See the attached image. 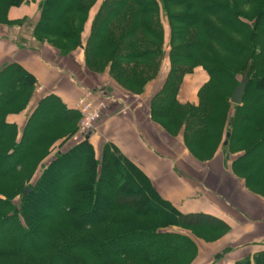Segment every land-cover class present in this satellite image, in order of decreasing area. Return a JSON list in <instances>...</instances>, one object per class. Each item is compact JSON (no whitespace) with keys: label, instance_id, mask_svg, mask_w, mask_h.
I'll list each match as a JSON object with an SVG mask.
<instances>
[{"label":"trees","instance_id":"1","mask_svg":"<svg viewBox=\"0 0 264 264\" xmlns=\"http://www.w3.org/2000/svg\"><path fill=\"white\" fill-rule=\"evenodd\" d=\"M98 1L44 0L34 23L7 17L28 0H0V26L21 49L48 44L65 58L83 49L90 73L107 74L129 93L158 82L152 119L170 137L182 135L199 161L213 159L221 144L224 154H239L233 171L264 197V0H104L84 44ZM197 68L209 76L199 103L180 104L184 79ZM242 82L247 90L236 106ZM36 89L20 65L0 71V264H193L199 250L188 234L214 242L227 229L212 216L178 211L111 142L98 157L84 139L44 164L76 134L81 116L44 95L23 129L10 124ZM239 264H264V252Z\"/></svg>","mask_w":264,"mask_h":264},{"label":"crops","instance_id":"2","mask_svg":"<svg viewBox=\"0 0 264 264\" xmlns=\"http://www.w3.org/2000/svg\"><path fill=\"white\" fill-rule=\"evenodd\" d=\"M43 1L28 0L21 7L10 9L8 20L29 19L37 23ZM103 1L95 5L96 13L93 12L95 7L90 12L83 34L84 44ZM8 34V30L0 26V71L13 64L20 65L36 79L37 87L44 89L42 94L35 93L37 99H33L24 112L8 117L10 124L23 129L44 95L56 96L75 110L78 100L86 94L106 99L108 110L102 125L90 138L97 156L100 157L104 142L113 143L178 211L209 215L225 224L227 229L218 232L219 237L214 242L193 238L199 250L193 264H239L264 252V197L246 186L245 180L233 171V162L224 164L220 155L212 163L197 160L182 141L170 137L152 119L150 104L160 90L158 82L131 105L133 98L107 74L98 76L86 69L83 49L65 58L48 44L37 51L21 49L11 42ZM208 81L203 68L195 69L184 79L179 103L197 105L199 92Z\"/></svg>","mask_w":264,"mask_h":264},{"label":"rangeland","instance_id":"3","mask_svg":"<svg viewBox=\"0 0 264 264\" xmlns=\"http://www.w3.org/2000/svg\"><path fill=\"white\" fill-rule=\"evenodd\" d=\"M102 1H103V0H99V1H98L99 3H98L97 6H99V4H101ZM94 7H95V6H94ZM97 10H98V7H95V9H94L93 12L96 13ZM165 29H166V32H170L168 26H166ZM10 31H11L12 35L15 36V37L18 36V35H24V36H26V37L29 38V37L31 36V31H29L28 29H22L21 31H20V30H17V29H16V30L13 29V30H10ZM169 43H170V33H165V44L168 46ZM77 51H78V50H76L73 54H75ZM167 52H169V49H168ZM72 56H73V55H72ZM72 56H71V57H72ZM71 57H70V58H71ZM168 73H169V59H168V57H167V59L165 60V62H164V64H163V68H162V70H161V74H160L161 80H165V79L167 78V76H168ZM98 76H99V75H98ZM103 76H104V75H103ZM155 83H156V82H154L153 84H151V85L146 89V92H145L144 94H133V93H129V92L126 91V92L128 93V95H129L131 98H133V102H130L131 105L134 103V99H135V98H140L141 96H144V95L147 93L148 89L151 88ZM38 88H39V87H37L36 90H38ZM235 89H236V88H235ZM234 91H235V90H234ZM36 92H37V91H36ZM37 93H38V92H37ZM151 101H152V100H151ZM133 105H134V104H133ZM150 105H151V104H150ZM105 113H106V112H105ZM105 113L102 114V118L100 119L99 123L97 124V126H98V130L100 129V127H101V125H102L103 118L105 117ZM79 126H80V120H79V123H78V125H77V128H78V129H79ZM20 129H21V128H20ZM77 133H78V131L76 132V134L73 135V137L69 140V142H68L64 147L59 148V146H57V147L55 148V150L53 151V153L51 154V156H49L48 159L44 161V164H48V161H49L52 157H54V154H56V152H57L58 150L61 151L62 153H63V152L66 153L67 151H69L70 147H72V146H74L75 144H77V142L79 141V140H75V138H77ZM174 139H175V140L177 139L178 141H182V143H183V145H184V140H183L182 135H179L178 137L175 136ZM222 140L224 141V137H223ZM104 143H106V142H104ZM103 145H104V144H103ZM221 146H222V144L220 145V147H219L218 151L216 152V154L214 155L213 159H210V158H209V159L203 160L202 162H204V163H212L213 161L218 160L219 158H216V157H217V155H220L221 161H223L224 164L227 165L228 163L234 162V161L237 159V157H239V154H234V155H232V154H227V155L224 154V152H223ZM232 167H233V165H232ZM232 169H233V168H232ZM39 176H40V171L37 172V174H36V176H35L33 182L36 181V180L39 178ZM15 203H16V204L19 203V198H16ZM188 235H190L192 239L194 238L191 234H188ZM188 258H190V256H189V257L187 256L186 259H188Z\"/></svg>","mask_w":264,"mask_h":264},{"label":"built area","instance_id":"4","mask_svg":"<svg viewBox=\"0 0 264 264\" xmlns=\"http://www.w3.org/2000/svg\"><path fill=\"white\" fill-rule=\"evenodd\" d=\"M43 87H39L38 94L43 93ZM76 108L81 116L80 126L75 140L87 139L98 131L97 124L102 118V114L108 110V102L104 98H97L93 94H86L80 98Z\"/></svg>","mask_w":264,"mask_h":264},{"label":"water","instance_id":"5","mask_svg":"<svg viewBox=\"0 0 264 264\" xmlns=\"http://www.w3.org/2000/svg\"><path fill=\"white\" fill-rule=\"evenodd\" d=\"M246 90H247V83L242 82L234 91V94L231 99V103L236 106L242 105ZM108 91H111V90H108ZM26 192L29 193L30 190L27 189Z\"/></svg>","mask_w":264,"mask_h":264}]
</instances>
